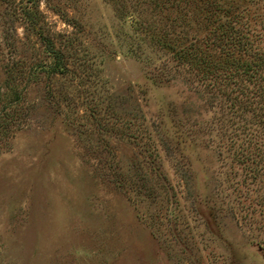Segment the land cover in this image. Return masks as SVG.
Wrapping results in <instances>:
<instances>
[{
  "label": "rangeland",
  "instance_id": "374dc122",
  "mask_svg": "<svg viewBox=\"0 0 264 264\" xmlns=\"http://www.w3.org/2000/svg\"><path fill=\"white\" fill-rule=\"evenodd\" d=\"M0 264H264V0H0Z\"/></svg>",
  "mask_w": 264,
  "mask_h": 264
},
{
  "label": "trees",
  "instance_id": "16d2710c",
  "mask_svg": "<svg viewBox=\"0 0 264 264\" xmlns=\"http://www.w3.org/2000/svg\"><path fill=\"white\" fill-rule=\"evenodd\" d=\"M41 33V32H40ZM40 36L42 37V35L40 34ZM49 53H51L52 52V50H50V49H48L47 50ZM53 53V52H52ZM55 58H56V56H54ZM55 68L56 69H60V70H62V69H64V66H62V64L61 63H59V61H58V63L55 65Z\"/></svg>",
  "mask_w": 264,
  "mask_h": 264
}]
</instances>
